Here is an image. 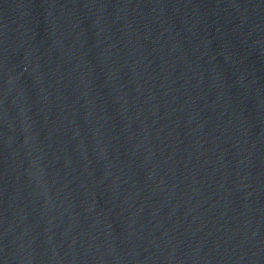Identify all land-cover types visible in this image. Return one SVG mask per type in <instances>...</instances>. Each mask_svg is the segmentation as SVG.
Listing matches in <instances>:
<instances>
[{
	"label": "water",
	"instance_id": "1",
	"mask_svg": "<svg viewBox=\"0 0 264 264\" xmlns=\"http://www.w3.org/2000/svg\"><path fill=\"white\" fill-rule=\"evenodd\" d=\"M0 264H264V0H0Z\"/></svg>",
	"mask_w": 264,
	"mask_h": 264
}]
</instances>
